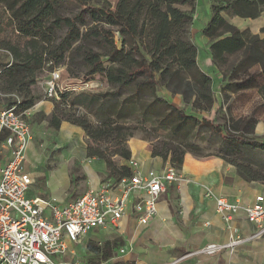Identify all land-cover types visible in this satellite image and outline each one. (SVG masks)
Returning <instances> with one entry per match:
<instances>
[{"label": "trees", "instance_id": "16d2710c", "mask_svg": "<svg viewBox=\"0 0 264 264\" xmlns=\"http://www.w3.org/2000/svg\"><path fill=\"white\" fill-rule=\"evenodd\" d=\"M53 1L0 0L9 25L18 33L14 40H0V50L11 57L0 64V106H17L19 112L31 109L41 99L33 89L41 76L62 65L73 79L103 76L114 87L112 93L58 91V99H47L54 106L47 121L55 130L62 122L80 127L87 137V157L101 161L107 176L118 180L133 173L122 162L131 158L127 141L133 128L128 123L130 117L142 116L140 94L152 97L148 106H170L156 93L162 88L181 95L184 106L169 107L164 119L173 137L152 144V157L180 170L185 154L199 155L179 136L188 131L191 138L208 130L224 147V155L212 157L232 165L243 180L264 186V140L249 135L258 121L233 120L228 109L214 106L217 85L197 64V46L190 34L195 0H118L114 8L106 0L94 6L75 0L80 10L72 17L54 14ZM209 1L211 18L202 34L209 41L211 65L222 71L221 97L255 90L264 105V38L240 31L221 15L256 19L264 13V0ZM101 24L118 32L120 47ZM53 29L62 35H52ZM124 88L131 94L122 97ZM201 112L209 115L198 118L195 113ZM4 137L0 134V143ZM252 151L261 156L257 164L237 160Z\"/></svg>", "mask_w": 264, "mask_h": 264}, {"label": "crops", "instance_id": "0c3cea01", "mask_svg": "<svg viewBox=\"0 0 264 264\" xmlns=\"http://www.w3.org/2000/svg\"><path fill=\"white\" fill-rule=\"evenodd\" d=\"M183 9L188 10L187 7ZM221 15L240 31H249L264 38V13L256 19H243L225 12ZM210 18L211 2L195 0L190 34L197 46V64L200 68L201 52L210 67L208 65V71L200 69L209 75L213 66L209 41L202 30ZM0 52L5 53V59L0 58V64L9 63L10 55L3 50ZM220 79L213 78L216 92L220 91ZM53 108L52 102L41 101L28 112L31 140L25 152L23 169L31 174L34 181L25 197L54 198L61 206L81 196L88 188L97 189L110 177L101 161L87 157V137L80 127L62 122L55 130L48 125L47 117ZM259 124L258 121L256 126ZM146 144L147 148L135 152L129 146L130 159L137 163V171L145 173L170 167L168 160L152 157V146ZM7 158L8 150L0 148V169ZM178 173L180 180L172 183L160 196L157 212L147 224H140L134 217L126 216L116 227L92 230L78 243L66 240L68 252L61 260L71 264H264V236L232 251L178 260L208 243L226 241L227 231L215 212L214 197L250 204L256 196H264L262 184L243 180L234 167L217 157L196 159L187 153ZM207 191L213 197H206ZM144 197L143 192H134L130 200ZM234 225L245 236L255 229L242 214L235 217Z\"/></svg>", "mask_w": 264, "mask_h": 264}, {"label": "built area", "instance_id": "2783aa9c", "mask_svg": "<svg viewBox=\"0 0 264 264\" xmlns=\"http://www.w3.org/2000/svg\"><path fill=\"white\" fill-rule=\"evenodd\" d=\"M62 71L56 68L40 80L46 99H58V91H85L86 84L80 80L68 78L70 82L60 84ZM28 112H19L17 106H0V133H5L0 148L8 150L7 161L0 169V264H71L61 260L68 252L66 240L78 243L92 230L116 227L126 216L147 224L157 212L160 196L180 180L178 170L171 166L141 173L136 170L137 163L130 159L127 165L133 172L131 177L107 178L97 189L88 188L64 205H58L54 198L28 199L25 193L34 181L23 169L31 140ZM134 192H143L145 197L131 201ZM205 195L213 197L210 191ZM214 201L215 212L227 231L226 241L208 243L178 260L232 251L264 236L263 195L256 196L250 204L220 196L214 197ZM239 214L255 227L246 236L234 225ZM53 254L59 257L57 262L49 257Z\"/></svg>", "mask_w": 264, "mask_h": 264}, {"label": "rangeland", "instance_id": "374dc122", "mask_svg": "<svg viewBox=\"0 0 264 264\" xmlns=\"http://www.w3.org/2000/svg\"><path fill=\"white\" fill-rule=\"evenodd\" d=\"M112 8L115 7L118 0H106ZM88 4L90 5H97L98 0H87ZM80 10V5L75 0H55L53 1V11L54 14L60 15V16H67L72 17ZM101 28L107 30V36L109 38H112L116 45L120 47L119 42V34L114 28H108L106 25L101 24ZM249 32V31H248ZM52 35L58 37L62 35V31H58L56 29H53L51 31ZM250 33V32H249ZM18 36V33L14 32L12 27L9 25V19H8V13L4 10V8L0 5V40L2 39H11L14 40L15 37ZM199 50L202 51V48L198 46ZM1 51V50H0ZM5 53L0 52V58H4ZM205 57H203V54L200 52L199 54V65L200 68L205 69V71H208V63L204 61ZM5 59V58H4ZM3 59V60H4ZM233 59V58H232ZM231 59V60H232ZM210 67V65H209ZM59 68H62L63 71L60 74V81L64 84L70 82L69 79L75 80V81H81L82 83L86 84L85 92L90 93H112L114 87L109 86L106 81L104 80L103 76L101 75H94L92 77H82L80 79H73L70 78L69 75L66 72L65 66H59ZM220 68H210V73L215 79H220L222 77ZM47 73V72H46ZM44 73L40 79L44 78L47 74ZM217 83V82H216ZM220 88V86L218 87ZM35 93H37L40 96V100L35 103L34 106H37V104L41 101H49L45 97V87L43 83L39 80L36 84V86L33 88ZM221 91H217L215 94L216 96V104L214 106H223L224 109H228L229 117L233 118V120H237L239 118H248L252 117L253 119H256L259 121V126L255 127L253 133L249 134L251 136H255L258 138V140L262 141L264 140V105L262 98L255 90H249L244 93H239L236 95H230V97L225 98L221 97L220 94ZM156 93L159 97L164 98L170 103V106L164 105V106H148L151 101L152 97L148 93H141L140 99L142 101V116L139 117H130L129 118V125L133 128V137H131L127 141V146L131 147L132 151H136L137 149L141 148H147V144H158V139L162 140L163 138H172V134H169L167 129V122L164 119L165 114L168 112L169 107H172L174 109H180L183 108L184 104L182 101L181 95H172L170 92H168L165 89H156ZM131 94V90L128 88H124L122 90V97H125L127 95ZM3 98L0 97V102ZM144 104V106H143ZM189 110V109H188ZM187 110V111H188ZM188 113L191 114L190 111ZM211 114V113H210ZM195 115L200 118L202 116H208V112H201L195 113ZM29 121V119H28ZM30 123V122H29ZM179 137L185 138L186 141L190 145L188 149L190 151L194 152L195 154L199 155V157L192 155L196 159H207L211 158L214 155H224V147L222 145V142L220 139L212 134L208 130H200L196 133V136L191 135V138H189V132L185 131L182 135ZM261 158L260 154L257 151L252 152H246L242 153L237 157V160L239 161H245L249 160L253 164H257L259 159ZM225 163V162H224ZM226 164V163H225ZM229 165V164H227ZM232 166V165H229ZM233 167V166H232ZM82 245V243L80 244ZM81 246L78 247L80 249ZM52 261L57 262L59 260V257L56 255H49Z\"/></svg>", "mask_w": 264, "mask_h": 264}]
</instances>
